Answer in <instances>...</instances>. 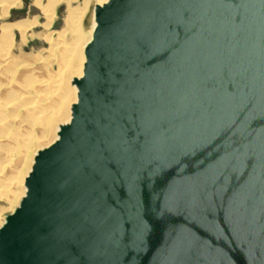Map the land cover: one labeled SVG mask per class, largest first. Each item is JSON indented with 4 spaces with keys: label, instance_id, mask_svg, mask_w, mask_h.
Returning <instances> with one entry per match:
<instances>
[{
    "label": "water",
    "instance_id": "obj_1",
    "mask_svg": "<svg viewBox=\"0 0 264 264\" xmlns=\"http://www.w3.org/2000/svg\"><path fill=\"white\" fill-rule=\"evenodd\" d=\"M94 20L0 264H264V0H108Z\"/></svg>",
    "mask_w": 264,
    "mask_h": 264
},
{
    "label": "bare ground",
    "instance_id": "obj_2",
    "mask_svg": "<svg viewBox=\"0 0 264 264\" xmlns=\"http://www.w3.org/2000/svg\"><path fill=\"white\" fill-rule=\"evenodd\" d=\"M41 1L34 0V3L39 6ZM64 1L68 6L65 25L75 32L71 47H66L64 43L56 48L61 53L60 76L58 81L55 80V83L58 82L57 87L54 86L56 90L52 87V81H48L45 74H42V71L47 73V68H51L47 67V62L41 61L40 56H36L35 60L25 61L23 56L12 52V29H18L25 38L30 24L17 22L0 26V200L8 201L10 205L16 204L19 197L21 196V200L24 196V179L36 153L51 145L58 138L60 126L71 119V107L77 100L74 81L82 76L84 48L91 40L95 28L94 8L108 0H82L79 7L72 6L76 0H46L43 12L49 18L48 21H52L55 7ZM19 5L21 6V0H0V20L9 17V10ZM85 15L90 17V26L83 29L81 24ZM40 75L46 80L39 78ZM9 169L11 172V169H17L14 171L15 175H11L12 178L7 177L6 171ZM4 221L5 219L0 227Z\"/></svg>",
    "mask_w": 264,
    "mask_h": 264
},
{
    "label": "rangeland",
    "instance_id": "obj_3",
    "mask_svg": "<svg viewBox=\"0 0 264 264\" xmlns=\"http://www.w3.org/2000/svg\"><path fill=\"white\" fill-rule=\"evenodd\" d=\"M81 2L82 0L73 1L72 6L79 7V5L81 6ZM41 3L42 4L38 6L34 3V0H21V6L19 5L18 7L16 6V7L11 8L9 10V17L3 20H0V26L2 24L10 25V24H15L17 22L20 24L22 23L26 25L30 24V26L27 28L25 32V38H23V36L21 35V32H19L18 29H12L11 31L12 33H10L11 39H12V46H11L12 52L18 56L20 55L23 56L25 61H27L28 59L30 61L35 60L36 56L37 58L40 56L41 61H44L45 63L47 62L46 63L47 67L49 68L51 67V68L50 69L47 68V73H43L42 71V74H45L46 79L48 78L47 79L48 81L50 82L52 81L51 82L53 83L52 87L53 89L56 90L54 86L57 87L56 83L58 82L55 83V80L58 81L57 78L60 76L59 74H60V69H61V66H60L61 64L59 63L61 61V53L60 51H57L56 48H58L59 45H63L64 43L66 47H71L70 43L73 42L72 35L74 34L75 31L74 32L71 31L70 27H67L65 25L64 19L66 18V15H67V7H68L67 2L65 1L61 2L55 7V15L51 22L48 21L49 18L46 15H44V12H43V9L46 7L45 6L46 0H42ZM88 17L89 16L85 15L83 19V22L81 24V27L83 29H86L89 26ZM47 22H50V23H47ZM49 37L51 38L50 41H49L50 39ZM51 50H54V51H51ZM42 76L40 75L39 78L41 77L42 80L43 79L46 80L45 77L42 78ZM39 144H41V142ZM11 170L12 172L10 171V169L6 171L8 172L7 173L8 176L6 174L7 177L12 178L13 174L15 173L14 171H16L17 169H14V170L11 169ZM9 171L11 172L10 175H9L10 173ZM22 183H23V179H22ZM21 187H22V184H21ZM20 197L18 199V202L20 200ZM18 202L16 204L10 205V202L8 201L0 200V209L2 212V213L0 212V224L2 223V221L6 218L8 214L13 212Z\"/></svg>",
    "mask_w": 264,
    "mask_h": 264
}]
</instances>
